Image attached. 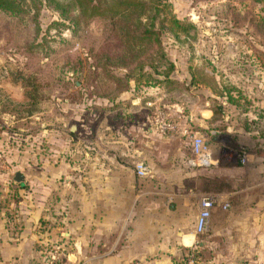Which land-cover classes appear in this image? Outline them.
<instances>
[{
	"label": "rangeland",
	"instance_id": "1",
	"mask_svg": "<svg viewBox=\"0 0 264 264\" xmlns=\"http://www.w3.org/2000/svg\"><path fill=\"white\" fill-rule=\"evenodd\" d=\"M167 2L175 17L187 19L196 26V34L188 39L181 36L175 42L166 35L161 37L165 55L174 64L170 78L177 82L167 88L169 93L156 87L124 90L96 66L100 55L122 47L102 19H90L76 30L60 25L51 28L47 25L60 18L43 7L37 34L26 18L0 11V101L8 96L20 105L27 99L14 78L32 76L40 85L39 112L21 118L0 113V139L5 137L10 150L29 159L25 173L37 174L35 166L43 169L40 174L44 176L56 173L57 182L50 188L63 194L65 186L74 191L71 189L74 183L68 179L76 171L67 168L63 181L62 165L55 170L47 166L53 161L73 160L82 164L85 176L103 173L118 177L122 195L162 189L155 178H149L150 173L159 177L164 170L189 172L195 166L185 162L192 157V152L182 138L159 134L155 129L153 112L160 105L165 107L168 118L204 138L217 156L222 157L223 153H216L214 145L226 142L232 147L242 140L253 143L264 154V3L253 0ZM109 71L115 76L122 74L117 68L111 67ZM237 155L235 151L230 157ZM200 169V174L211 172L210 166ZM12 176L6 184L9 197H0V218H5L0 240L15 237L14 226L18 227V221L23 220L25 228L18 231V236L21 233L23 237L28 236L33 230L36 242L31 247L24 242L23 256L19 257L17 248L16 258L9 257L1 264H166L131 261L126 256L131 245L125 246L121 239L112 244L118 226L125 224L123 237L136 218L128 208L116 215L92 214L109 224L100 239L106 244L100 247L82 244L83 228L76 224L82 220L81 202L83 208L85 200H94L91 197L75 198L70 193V197L64 194V198L51 194L43 199L39 218L33 222V199L25 196L27 193L24 194L27 212L23 219L15 221L18 218L15 210L22 204V198L15 191L17 187L10 184ZM206 180L200 176L198 183L193 185L189 181L181 189H190L198 203L201 195H215L209 191ZM80 181L82 187L86 184L83 191L89 193L110 185V181ZM170 186L173 190L180 189L175 184ZM6 188L0 184V196ZM208 219L205 229L198 233L194 224L197 244L188 247L197 245L198 262L187 255L185 264H214L205 240ZM95 231L92 229V234ZM9 244L3 247L13 253L15 247ZM261 249L264 252V246ZM180 259L171 264H179Z\"/></svg>",
	"mask_w": 264,
	"mask_h": 264
},
{
	"label": "crops",
	"instance_id": "2",
	"mask_svg": "<svg viewBox=\"0 0 264 264\" xmlns=\"http://www.w3.org/2000/svg\"><path fill=\"white\" fill-rule=\"evenodd\" d=\"M205 112L208 115V111ZM147 129L149 132V128ZM242 141H238V144L232 145V147L228 146L226 142L214 145L216 153L223 154L222 157L221 155L217 156L210 149L213 161L210 165L211 172L206 175L200 174L199 170L202 169L197 167L189 172H182L180 169L164 170L165 172H160L157 175L159 177L150 173L149 178L151 180L155 178L156 182L163 186L162 189H146L136 193L131 192L129 195H122L123 191L120 190L118 177L115 175L102 173L96 174V176H85L86 174L82 172V164H76L72 162L73 160L53 161L47 166L49 169L55 170L60 167L59 164L62 165L65 171L62 175L63 181L66 180L67 168L76 171L68 179L74 183L71 188L74 191H70L65 186L62 189L63 194H57L50 188L53 183L57 182L56 173L44 176L40 174L43 169L39 166H35L37 174L25 173V169L29 166V159L18 155L17 152L12 151V148L10 150L7 145L9 140L5 137L0 139V156L10 163L13 174L20 172L23 176L22 181L17 184L12 179V186L17 187L15 191L22 198L20 201L22 204L15 210V213H18L15 215L18 217L16 220L14 218L15 221H18L19 218L23 219L24 212H27L24 211V194L27 193L25 196L33 199L31 202L33 204L31 211L33 222H37L39 218L43 199L51 194H57L64 198V194L69 196L70 193L75 198L87 199L91 197L94 200L90 202L85 200L83 208L81 202L82 220L76 225L79 224L83 228L82 244L100 247L106 244L100 242V239L104 236L103 232L107 230L109 224L99 221L98 218L95 219L92 214L116 215L123 213L128 208L129 211L133 210V218L135 216L136 218L131 222V228H128L123 237H121V233L125 224L118 226L112 244L121 239L125 246L131 245V250L127 249L126 255L127 258L131 257V261L143 260L171 264L173 261H178L179 258L182 259L188 247L193 245L198 238L194 232L198 203L196 195H192L190 189L184 190L181 187L189 181L194 185L199 182L200 176H203V178H207L206 181L211 188L209 191L214 192L216 199L210 210L207 226L208 238L205 239L207 249L212 253V262L214 264H226L227 262L229 264H264V252L261 249L264 246V154L262 155L253 143ZM235 151L238 152V155L232 159L230 155ZM185 162L188 164V160ZM30 167L34 168L32 164ZM9 179H11L10 176L0 175V184L6 188ZM82 179L96 183L97 181H110V185H104L102 189H94L89 193L87 190L83 191L86 184L82 187L80 181ZM172 184L180 189L173 190L170 186ZM6 190L7 188L0 197H9L10 194L8 195ZM223 204H227V206L222 208ZM3 220L5 221L4 217L0 218V232L5 228V225H2ZM14 228L15 237L7 238L9 240L4 238L0 240V247L3 248L0 249V264L1 261H7L9 257L16 258L17 248L20 250L19 257L23 256L24 242L29 243L30 247L36 242V233L33 230L28 236L23 237L22 233L18 236V231L21 232L25 228L23 220H19L18 227L14 226ZM92 229H96L93 234ZM71 230L73 228L69 229L70 232ZM8 234L10 235V233ZM63 234L67 235L65 232ZM9 243L15 247L13 253H9L3 247ZM250 251H254L255 254L248 253ZM88 259L92 260L93 258ZM113 260H117V258L113 256Z\"/></svg>",
	"mask_w": 264,
	"mask_h": 264
},
{
	"label": "trees",
	"instance_id": "3",
	"mask_svg": "<svg viewBox=\"0 0 264 264\" xmlns=\"http://www.w3.org/2000/svg\"><path fill=\"white\" fill-rule=\"evenodd\" d=\"M253 1L264 3V0ZM43 7L55 12L60 18L47 25L51 28L60 25L76 30L93 18L107 22L108 30L122 47H115L109 54L100 55L96 66L106 72L107 78L115 85H122L124 90L131 88V91H139L145 87H156L169 93L167 88L177 82L170 78L174 64L165 55L161 37L166 35L178 42L181 36L188 39L196 34L195 24L175 17L167 0H0L1 12L26 18L37 34ZM182 44L189 46L186 42ZM111 67L119 69L122 74L115 76L110 73ZM14 80L20 83L27 99L18 105L8 96H3L0 101V108L3 110L0 113L21 118L39 112L40 85L34 77ZM113 98L116 97H111ZM158 108L165 111L163 105ZM196 244L192 249L186 250L179 264H185V257L189 253L198 262L199 250Z\"/></svg>",
	"mask_w": 264,
	"mask_h": 264
},
{
	"label": "built area",
	"instance_id": "4",
	"mask_svg": "<svg viewBox=\"0 0 264 264\" xmlns=\"http://www.w3.org/2000/svg\"><path fill=\"white\" fill-rule=\"evenodd\" d=\"M153 116L155 129H157L159 134L180 137L189 145L192 152V157L188 159L190 166L202 168L212 164L211 151L208 145L205 144L204 138L193 134L186 125H179L175 120L168 118L161 109H155ZM12 174L13 170L10 163L4 157L0 156V175L11 176ZM212 202H214V197H211V195L204 194L199 197V211L195 221L196 233L205 229ZM188 255L192 259V254L189 253ZM188 261L191 260L189 259Z\"/></svg>",
	"mask_w": 264,
	"mask_h": 264
},
{
	"label": "water",
	"instance_id": "5",
	"mask_svg": "<svg viewBox=\"0 0 264 264\" xmlns=\"http://www.w3.org/2000/svg\"><path fill=\"white\" fill-rule=\"evenodd\" d=\"M22 178H23V176H22V174L20 172H15L13 174V177H12L13 181L16 182V183L21 182Z\"/></svg>",
	"mask_w": 264,
	"mask_h": 264
},
{
	"label": "flooded vegetation",
	"instance_id": "6",
	"mask_svg": "<svg viewBox=\"0 0 264 264\" xmlns=\"http://www.w3.org/2000/svg\"><path fill=\"white\" fill-rule=\"evenodd\" d=\"M215 203V201L214 202H212V204H211V209H212V207H213V204ZM227 206V204H223L222 205V208H225ZM210 213V212H209ZM210 216V215H209ZM197 217V216H196ZM196 220V219H195ZM195 223V222H194Z\"/></svg>",
	"mask_w": 264,
	"mask_h": 264
}]
</instances>
